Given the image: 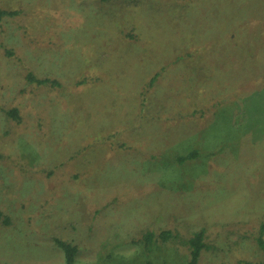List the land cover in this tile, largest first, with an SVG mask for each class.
I'll use <instances>...</instances> for the list:
<instances>
[{
	"label": "rangeland",
	"instance_id": "374dc122",
	"mask_svg": "<svg viewBox=\"0 0 264 264\" xmlns=\"http://www.w3.org/2000/svg\"><path fill=\"white\" fill-rule=\"evenodd\" d=\"M0 6V264L264 262V0Z\"/></svg>",
	"mask_w": 264,
	"mask_h": 264
},
{
	"label": "trees",
	"instance_id": "16d2710c",
	"mask_svg": "<svg viewBox=\"0 0 264 264\" xmlns=\"http://www.w3.org/2000/svg\"><path fill=\"white\" fill-rule=\"evenodd\" d=\"M101 1L106 2V1H112V0H101ZM18 14H19V12L17 10H9V9H6V8H3L0 6V23H2L5 18H7V17L13 18V17L17 16ZM163 71H165V69H163L160 73H158V75H156L155 78L153 77V82L162 76ZM29 78L32 81H34L40 85L52 84L54 86H58L60 84L59 82L53 81L50 79H39V80L35 81L32 74H29ZM8 115L10 117L14 118V120H16V121H19V119H20L17 109H13V110L8 111ZM196 157H197V153H195V152L190 153L186 156L180 157L178 159V163L179 164H185L188 161L194 160ZM0 158L4 159L8 164L12 163L8 158L1 157V156H0ZM7 163L6 164L4 163L6 168H8ZM4 164L3 163L0 164L1 165L0 170H2V171H0V177H1L0 178V185L4 182V178H3L4 171H5L4 166H3ZM18 177H21V175H18ZM19 179H22V178H19ZM9 190H12V186L10 187ZM261 229H262V232H264V224L262 225ZM169 235H170V233L165 232L163 234V237L166 239L169 237ZM153 236H154L153 233H150L147 235L148 242H150L152 240ZM205 238H206V234H205L204 230L197 231L193 234L192 238L189 241V244L191 246V256H190V259L188 261V264H200L199 259L201 257V254H202L203 250L207 248V245L205 243ZM56 244L64 252L65 264H76V256L79 252L78 247L76 245H73L69 242L62 240V239H56ZM247 264H253V263H247ZM256 264H264V262L263 263H256Z\"/></svg>",
	"mask_w": 264,
	"mask_h": 264
}]
</instances>
